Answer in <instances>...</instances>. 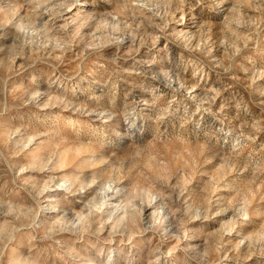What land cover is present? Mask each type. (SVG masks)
<instances>
[{
  "label": "clouds",
  "instance_id": "1",
  "mask_svg": "<svg viewBox=\"0 0 264 264\" xmlns=\"http://www.w3.org/2000/svg\"><path fill=\"white\" fill-rule=\"evenodd\" d=\"M0 264H264V0H0Z\"/></svg>",
  "mask_w": 264,
  "mask_h": 264
}]
</instances>
